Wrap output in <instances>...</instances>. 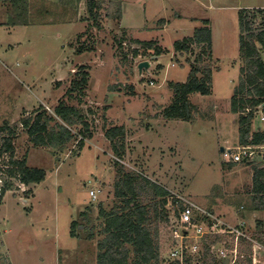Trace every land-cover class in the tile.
<instances>
[{
    "label": "rangeland",
    "instance_id": "374dc122",
    "mask_svg": "<svg viewBox=\"0 0 264 264\" xmlns=\"http://www.w3.org/2000/svg\"><path fill=\"white\" fill-rule=\"evenodd\" d=\"M49 1L22 0L15 10L24 15L30 11L29 22L33 18L53 25L19 27L11 34L0 29V127L16 126V158L28 157L30 168L47 174L38 185L13 182L15 187L3 197L0 264H97L98 230L104 222L99 205L111 210L119 202L114 197L117 159L104 137V128L112 126L127 131V154L120 160L127 172L143 173L225 224L228 232L214 246L216 253L225 251V262L247 264L239 252L247 255L251 247L252 264H264V243L255 238L264 242V226L241 221L250 216L254 168H264V162L225 164L221 153L222 148H236L239 139L231 112L243 66L239 14L247 10L250 18L253 12L264 13V0H97L98 21L88 14V0H64L61 6H55L60 0ZM204 21L213 29L215 56L211 50L201 67L213 72V93L190 96L196 107L192 121L167 120L163 113L173 98L169 84L184 83L191 70L187 59L194 61L175 53L174 44ZM262 27L264 14H259L255 31ZM137 41L155 42L162 55ZM85 44L91 51L77 56ZM30 62L33 73L27 76L40 74L41 82L21 75ZM142 63L149 67L140 71ZM81 67L90 73L81 110L94 129L93 140L81 151L77 141L63 152L34 148L21 120L40 106L53 114L69 98L70 82ZM61 70L67 75L58 84ZM68 104L78 106V101ZM91 191H99L97 200ZM166 213L169 223L160 219L157 224L162 258L168 257L177 209L168 205ZM73 223L76 238L71 236Z\"/></svg>",
    "mask_w": 264,
    "mask_h": 264
},
{
    "label": "trees",
    "instance_id": "16d2710c",
    "mask_svg": "<svg viewBox=\"0 0 264 264\" xmlns=\"http://www.w3.org/2000/svg\"><path fill=\"white\" fill-rule=\"evenodd\" d=\"M121 4V3H120ZM121 6V5H120ZM101 4L97 0L87 1V11L91 20L98 21ZM121 11V10H120ZM262 10L253 12L248 18L247 10L239 14L240 28V79L231 98V112L238 115L240 145L264 144V134H252L254 111L264 104V27L255 31L258 15ZM204 27L196 29L191 37L184 38L174 44L177 54L189 55L194 61L187 59L191 67L184 83H170L173 92L172 103L164 110L167 120L190 122L194 118L196 107L191 103L190 96L212 95L213 72L209 67L202 68L205 55L211 56L212 32L209 21ZM146 50H154L157 56L162 50L155 42H136ZM85 44L76 50L78 55L91 51ZM199 51L196 52V50ZM138 56V53L135 52ZM90 73L88 67H81L73 76L68 89L69 98L61 101L50 114L44 106H40L33 115L25 117L20 124L29 142L34 148H50L63 152L67 146L77 141L76 147L83 150L87 141L94 138V129L88 117L81 110L82 100L89 87ZM78 101V106L69 105L68 101ZM17 127L5 123L0 127V205L6 193L15 187L13 182L24 186L38 185L45 181L44 170L30 168L27 157L16 158L15 140ZM104 137L109 142L113 155L116 157L118 175L114 185V197L119 204L111 210L99 205V215L103 224L99 227L102 238L98 242L97 264H164L159 243L158 227L160 221L169 223L166 210L171 203L172 194L162 185L151 180L140 172H127L120 164L127 154V132L123 126L104 128ZM79 152L77 156H79ZM262 164V163H261ZM254 185L252 203L254 209L264 211V168H254ZM170 200V202H169ZM175 201L172 200V203ZM71 236L77 225L73 223ZM92 237H90L91 239ZM205 242L204 255L200 264H225V260L212 254V247L220 243L221 236L213 237ZM259 242L261 239L255 237ZM243 239L241 238L240 241ZM247 241V240H246ZM251 246V243H248ZM249 252L240 255L252 264L251 247ZM246 256V257H245ZM249 256V257H248Z\"/></svg>",
    "mask_w": 264,
    "mask_h": 264
},
{
    "label": "built area",
    "instance_id": "2783aa9c",
    "mask_svg": "<svg viewBox=\"0 0 264 264\" xmlns=\"http://www.w3.org/2000/svg\"><path fill=\"white\" fill-rule=\"evenodd\" d=\"M257 126L252 131L264 134V104L254 111L253 124ZM222 159L225 164H254L264 162V144L239 145L236 148L224 149ZM99 191H91L93 201L97 200ZM170 203L177 209L176 220L172 225V240L168 250V257H163L164 264H200L204 255V246L207 240L215 236H224L228 230L225 224L209 213L203 212L194 203L177 195ZM201 211V213H198ZM231 230V229H230ZM229 232L235 233L232 230ZM212 254L220 259H226V253L221 250L216 253L214 246Z\"/></svg>",
    "mask_w": 264,
    "mask_h": 264
},
{
    "label": "crops",
    "instance_id": "0c3cea01",
    "mask_svg": "<svg viewBox=\"0 0 264 264\" xmlns=\"http://www.w3.org/2000/svg\"><path fill=\"white\" fill-rule=\"evenodd\" d=\"M19 1H22V0H0V9H2L0 11V20H1V22H0V27L1 28L0 29H2V30H5L6 29L5 31H7L9 34H11V31L12 30H15L16 28H19V27H23V28H26V29H30L32 27L53 25V23H55L54 21L44 22L45 20L43 22H36L33 18H31L30 22L27 21V18L32 17L33 15H32V13H30V11H28L27 14L25 13V15L24 14H20L19 13V10L16 11L15 10V5L17 3H19ZM39 1H42L44 3H49L50 2L49 0H39ZM63 3H64V0H60V1H58V2L55 3L56 4L55 6H57L58 4H60V6H61ZM3 9H5V10H3ZM122 10H123V6H122ZM20 15L25 16V17H22L23 19L20 20L19 19L20 18ZM43 15H46V12ZM47 15H48L47 17H49L51 15V13H47ZM13 19H16V21L13 22ZM11 20H12V22H11ZM209 25H210L209 28L211 29V32H212V50H213V54L215 56V50H214L215 49V47H214V44H215V41H214V33H213V29L211 28L210 22H209ZM204 26L205 25H204V22H203V25L200 26V27L195 28V30L196 29H199V28H203ZM124 28L128 30V28H126L125 26H124ZM194 31H193V33H194ZM193 33H192V35H193ZM191 36H189V37H191ZM186 38H188V37H186ZM85 54L86 53L81 54V55H85ZM77 56H80V55L77 54ZM30 65H32L31 62L30 63H27V65L25 66V68L22 70L21 75L23 77H25V78H31V81L32 82H35V83L41 82L40 74H34L33 77H28L27 76L28 74L31 75L33 73L32 72V68L30 67ZM5 67L7 68V71L11 72V70H9V68L7 67V65ZM50 70H52V68H50ZM61 71H62V73L59 76V78L57 79L58 84H60L61 83V80H63V78H64L63 76L67 75V71H63V70H61ZM68 74H69V72H68ZM54 77L55 76H53L52 81H54V79H55ZM38 91H40V87H38ZM232 117L237 122L236 115H233ZM170 121H172V120H170ZM256 127L257 126L253 125L252 126V131ZM239 145H240V142H239V139H238L237 140L236 147L239 146ZM27 161H28V157H27ZM251 204L252 205L248 207V213L250 215V216H248V220L247 221L246 220H241V221L242 222L245 221L246 224L248 223V224H251V225L253 224V222H255V223H259L261 226L262 225L264 226V211H260V210L254 209L253 203H251ZM246 216L247 215H245V214L242 215V217H246ZM262 220H263V222H262Z\"/></svg>",
    "mask_w": 264,
    "mask_h": 264
},
{
    "label": "water",
    "instance_id": "95a60500",
    "mask_svg": "<svg viewBox=\"0 0 264 264\" xmlns=\"http://www.w3.org/2000/svg\"><path fill=\"white\" fill-rule=\"evenodd\" d=\"M149 67V64L148 63H142L140 66H139V69L140 71H142L143 68H148ZM224 151V148L221 149V153ZM225 264H229V261H226Z\"/></svg>",
    "mask_w": 264,
    "mask_h": 264
}]
</instances>
